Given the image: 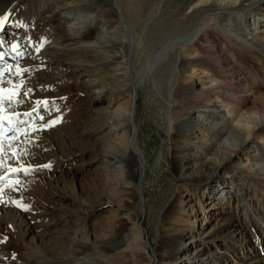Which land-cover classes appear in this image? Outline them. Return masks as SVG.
<instances>
[{
	"label": "rangeland",
	"instance_id": "374dc122",
	"mask_svg": "<svg viewBox=\"0 0 264 264\" xmlns=\"http://www.w3.org/2000/svg\"><path fill=\"white\" fill-rule=\"evenodd\" d=\"M16 1L0 0V11L15 3L10 14L15 24L13 30L17 32L13 39L31 45V41L25 40V29L40 19H47L44 30L56 31L52 40L34 31L35 47L41 49L40 55H35L41 59L19 58L8 62L12 66L31 64L19 77L13 74L0 78V82L9 79L19 89L22 87L23 95H27L14 107L17 118H21V110L28 111L32 98H42V105L48 101L47 107L44 105L38 113L32 116L25 113L24 116L30 117L22 126L14 131L2 130L1 146L7 154L0 155L4 166L0 167L4 170L0 176L5 178L11 172L10 177L0 180V223L4 222L0 238L8 242L0 245V264H115L117 261L157 264L162 253L170 252L167 247L159 251L171 238L178 240L182 249L179 253L182 261L178 264H193L197 256L205 264L210 261H214L210 264H251L253 258L261 259L258 264H264V201L260 198L264 197V140H256L252 150L246 151L254 169L238 167V160H246L241 154L234 159L230 171L215 173V160L209 148L214 143L210 139L214 137L211 113L202 108L207 106V95L213 85L200 72L190 77L191 69L196 66L211 70L219 78H235L229 85L249 96V104L264 103V78L260 79L261 90L251 85L257 91L252 96L250 86L239 82L252 69L264 75V64L254 58L255 50L242 52L229 45L223 31L212 21L208 30L211 33L196 43L197 51L202 54L183 58L181 62L184 77L175 93L179 101L177 123L170 128L169 104L151 82L139 89L136 105L132 94L134 103L129 110L130 95L121 79L124 73L116 71L121 61L110 58L121 51L112 43L117 38L120 40L119 20L123 15L139 46V65L152 62L169 33L167 11L179 9L183 0H175L171 6L163 5L164 11L145 31L133 21L134 0L114 2L121 9L119 13L113 7V0ZM56 1L61 2L55 4ZM137 1L145 20L162 0ZM96 29L98 33L90 42L82 40ZM255 33L257 40L264 42V30ZM54 37L62 43L58 40L55 46ZM32 53L29 50V56ZM13 56L15 59L20 55ZM2 68L6 71V67ZM5 86L0 83V89L7 91ZM26 89L30 90L26 92ZM8 92L7 96L14 95ZM135 108V127L143 153L136 163L137 170L140 167L137 180L143 179V214L140 203L132 196L136 183L131 181L129 187L122 167L111 170L107 165L110 154V158L121 155L114 150L132 146V122L128 125L120 119L130 116L131 120ZM11 112L3 108L2 122L17 121ZM54 120L59 122L48 126ZM30 135L35 136L25 139ZM262 136L264 139V133ZM208 139L211 143L204 147L202 143ZM222 139L223 136H218L216 140ZM14 153L16 160L11 157ZM142 163L145 167L140 174ZM8 166L12 169L27 166L31 171L27 175L24 172L11 175L13 171ZM201 166L205 169L203 173ZM235 166L238 168L233 170ZM24 207L28 210H23ZM247 223L251 225L244 228ZM136 224L145 228L146 241L155 250L138 258L124 254L128 246L136 245L132 243ZM176 225L181 231L169 234ZM197 264L202 263L197 261Z\"/></svg>",
	"mask_w": 264,
	"mask_h": 264
},
{
	"label": "bare ground",
	"instance_id": "6f19581e",
	"mask_svg": "<svg viewBox=\"0 0 264 264\" xmlns=\"http://www.w3.org/2000/svg\"><path fill=\"white\" fill-rule=\"evenodd\" d=\"M114 2L118 4V0H113L112 4L113 7L116 8L119 13L121 9L119 10V6H116ZM174 2L175 0H162L161 2L156 4L153 9H151L150 13H148L146 19L144 20L142 13L143 9H141L140 3L137 0H134V8L132 10H136V12L133 16V21L137 25L140 24V27H143L142 31H145L147 25L152 20H154V18L160 12L164 11L165 7L163 8V5L171 6L172 4L174 5ZM180 4L181 7L179 9L167 11L166 17L169 21V33L167 34L164 43L159 49L160 52L154 56L152 62L146 63V55H148V52H146V54L144 55V63H146L147 65H139V61L137 60L139 46L137 44V41L131 35V29L125 21L123 15H120L121 18L119 20L121 26L120 40H118L117 38L112 43L113 45L117 44L121 51H118L117 54L115 53L114 57L110 58L114 61H121V65H119V68L117 67L116 71L124 73L121 79L123 80V85L125 86L124 89H126L125 91L130 95V101L128 102L129 110L132 109V105L134 103L132 94H135L136 105L138 102V96L140 95L139 89L142 87V85H144L145 87L146 84L151 82V84H153V87L162 95L164 101L169 104L167 120L170 128H173L174 124L177 123V118L175 117V114L179 110L177 106L179 104V101L176 99L175 93L179 89L178 87L181 84V78L184 77V74L181 71V62L183 61V58H190L191 56L197 57L199 54H202L201 52L197 51L196 43L199 39L207 37V35L211 33L208 30L212 21L216 22L219 30L221 29L223 31V34L226 36L225 38H227L229 45H234V47H237V49H239L240 51L244 52L245 50L249 53L250 49L252 48L256 52L254 53V58L260 63L264 64V42L258 41L257 37L255 36L256 30H264V0H183V2H181ZM188 11H190L191 13L189 12L190 14H188ZM217 16L219 17L218 19L216 18ZM141 21L142 23H140ZM96 32L98 33L97 29L94 33L85 35L82 40L84 42H87L89 39L92 38L93 35L97 34ZM71 41L72 40H70V42ZM13 45L14 44L11 45L12 53H19L18 55H22V48L17 47V49L14 50ZM36 49L38 48L36 47ZM123 49H125V51ZM31 51H33V56L34 50ZM56 51H58V49ZM13 54L12 57L14 58ZM3 59L5 58L3 57ZM210 71L211 70H206L203 68H196L195 66V68L193 67L190 71V73L192 72L190 77L192 79L197 76V74L200 72V74L204 76L203 78L207 79L210 84L213 85V89L207 95V106L202 107L205 108L204 110L211 113L210 121L211 125L213 126V130L211 132L213 133L214 137H210V139H213L214 143L213 145L209 146V148L211 150L210 154L212 157H214L215 160V168L213 171L217 174L219 172L222 173L227 171L230 168L231 164L234 162V159L240 158L239 156H241V154L243 155V158H246V160H238V167L246 169H248V167H251L250 169H254L255 165L253 164L251 158L247 156L249 153L246 154V151L250 152L252 150L251 147L252 145H255L256 140L260 139V142L264 140L262 138V135L264 133V103L256 105L249 104L250 101L247 98L249 96L242 95V92L238 91V88H235L233 90V85H229V81H234L235 78H219L217 75H215V73ZM250 72L251 73L249 75L243 78V81L239 82L244 83L248 87L250 86L251 90L249 91V94L250 96H252L253 93H255L254 95H257V91L252 89L253 87L251 88V85H255L256 87L259 86L258 88L259 90H261L260 88L263 87V83L260 82V79H263L264 75H259V73L255 71V69H252V71ZM20 90L22 91V87L20 88ZM8 93L10 92L5 90L2 91L3 103L9 104L13 100H17V97H15L14 95L7 96ZM4 106L5 105L2 104L3 108ZM11 111L12 110L9 109L7 110V113L12 114ZM136 112L137 109L135 108L133 110L131 120H129L130 116L123 117L120 119V121L128 123V125L130 122H132L134 128V139L132 140L130 138L132 140V146L130 147L128 145L123 149L114 150V152H119L121 155L116 154V156L110 158V156H112L110 154L109 159H107V165L111 170H114L113 167H122L121 172H123V174L125 175V180L129 187L130 185L132 186L131 181H134L136 183L134 187L135 190L133 191V194H131L133 197H136L137 203H140L139 206L142 207L141 213L143 214V208L145 206V201L142 200L143 198L141 196V187L143 184V179L142 182L137 180L139 176V174L137 175V171L139 172L140 168L139 167L137 170V164L140 162L141 157H143V153L138 143ZM233 123L236 124L233 125ZM217 135L221 137L223 136L224 139L221 140L222 142L216 140L218 138ZM210 139L204 140V143H202V145L204 147L208 146V144L211 143ZM1 143L3 144V142ZM114 152L113 154H115ZM11 157L15 160L17 158L15 153ZM182 162L183 161H181L180 163ZM144 167L145 165L144 163H142L140 174H142V170L144 169ZM238 167L235 166L233 170L237 169ZM200 169H202L200 170V173H203V171H205L202 166L200 167ZM3 171L4 170L0 168V172ZM10 172H7L6 174L9 175ZM227 174L230 175L231 172H227ZM260 198L264 201L263 196H261ZM249 204L250 206H252L251 203ZM206 205L208 206L209 204L207 203ZM168 219L170 218L168 217ZM176 220L175 224H178V221ZM172 221L174 223L173 219ZM247 224H244L243 227L245 228V226L248 227L249 225H251ZM3 225L4 222L0 223V231L3 230ZM183 226L184 225H182V227ZM135 228L136 236L133 237L134 235H132V238L134 239L132 243L134 242L133 244H136L137 246L134 245V248L128 246L124 250V254H129L131 255L130 257L137 256L136 258L141 257L140 255H144L145 253H148L149 255V251L152 252L153 247L148 241H146L145 237L147 232L145 228L142 225L137 224ZM179 229L181 231L182 228H179V226H174L173 231L170 230L171 233L169 234L172 235ZM177 234L178 233H176V235ZM167 241V243L162 245L163 247L160 249L159 252H161L166 247L169 248L170 252L162 253L160 255V259L156 262L157 264H178L180 260L182 261V259H180L179 257V253L182 250L179 241L175 238L168 239ZM132 243H130V245ZM2 244L7 245L8 242L0 238V245ZM153 252H155V250ZM197 261H200V263L205 264V260H201L199 256L195 258L193 264H197ZM208 261H210V259H208ZM213 262L214 261H210V263ZM120 263V261H117L115 264ZM258 263H261V259L253 258L251 260V264ZM241 264H244V262H241Z\"/></svg>",
	"mask_w": 264,
	"mask_h": 264
},
{
	"label": "snow or ice",
	"instance_id": "6c2138e0",
	"mask_svg": "<svg viewBox=\"0 0 264 264\" xmlns=\"http://www.w3.org/2000/svg\"><path fill=\"white\" fill-rule=\"evenodd\" d=\"M8 19H9V16H8V15L0 16V27H2V26L4 25V23H5L6 21H8ZM41 46H42V45H41ZM17 47H18L17 45H13V49H14V50L17 49ZM37 50H39V48H38ZM18 54H19V53H18ZM2 91H3V90L0 89V112L3 111V107H2V104H3ZM40 103H41V102H37L38 105H39ZM42 103L45 105V107H47V105H48V101H43ZM26 115H31V114L28 113V114H26ZM42 118H43V117H41V119H42ZM3 119H4V117H3L2 115H0V139H2V136H3V131H2V128H3L2 121H3ZM58 122H59L58 120L51 121L50 124H49L48 126H52V125H54V124H56V123H58ZM20 123H24V122H23V121H20ZM0 151H2V146H0ZM44 167H49V166H44ZM20 170H21V169H12L13 172H18V171H20ZM22 170H23V172H24L25 175L29 174L30 171H31V169H29V168H23ZM3 179H4V177L0 176V180H3ZM17 183H19V181H17ZM0 194H2V189H0ZM18 206H19V205H18ZM23 210L27 211L28 209H27V207H24Z\"/></svg>",
	"mask_w": 264,
	"mask_h": 264
}]
</instances>
